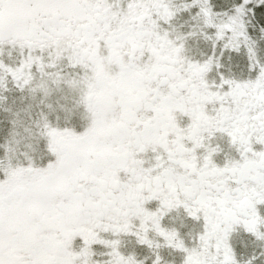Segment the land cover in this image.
Listing matches in <instances>:
<instances>
[{
    "label": "snow or ice",
    "instance_id": "snow-or-ice-1",
    "mask_svg": "<svg viewBox=\"0 0 264 264\" xmlns=\"http://www.w3.org/2000/svg\"><path fill=\"white\" fill-rule=\"evenodd\" d=\"M0 264H264V0H0Z\"/></svg>",
    "mask_w": 264,
    "mask_h": 264
}]
</instances>
